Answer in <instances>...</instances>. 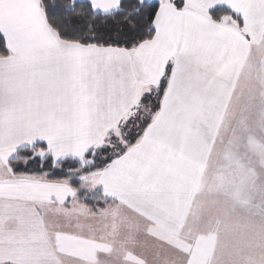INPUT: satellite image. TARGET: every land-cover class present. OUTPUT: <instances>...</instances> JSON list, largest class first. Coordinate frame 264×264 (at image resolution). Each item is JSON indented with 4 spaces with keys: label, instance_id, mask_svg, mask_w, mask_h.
<instances>
[{
    "label": "snow or ice",
    "instance_id": "1",
    "mask_svg": "<svg viewBox=\"0 0 264 264\" xmlns=\"http://www.w3.org/2000/svg\"><path fill=\"white\" fill-rule=\"evenodd\" d=\"M0 264H264V0H0Z\"/></svg>",
    "mask_w": 264,
    "mask_h": 264
}]
</instances>
